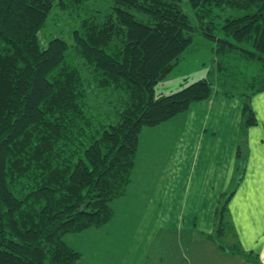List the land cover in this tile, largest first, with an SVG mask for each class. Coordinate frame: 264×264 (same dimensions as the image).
Wrapping results in <instances>:
<instances>
[{
	"label": "trees",
	"instance_id": "16d2710c",
	"mask_svg": "<svg viewBox=\"0 0 264 264\" xmlns=\"http://www.w3.org/2000/svg\"><path fill=\"white\" fill-rule=\"evenodd\" d=\"M187 1L193 18L181 0H0V264H80L64 236L111 219L141 129L212 93L206 77L155 91L195 23L213 41L218 69L239 51L258 63L250 93L264 89V0ZM55 6L74 22L72 42L53 36L41 47L37 34ZM243 116L246 132L256 122L247 103ZM221 235V249L258 264Z\"/></svg>",
	"mask_w": 264,
	"mask_h": 264
},
{
	"label": "rangeland",
	"instance_id": "374dc122",
	"mask_svg": "<svg viewBox=\"0 0 264 264\" xmlns=\"http://www.w3.org/2000/svg\"><path fill=\"white\" fill-rule=\"evenodd\" d=\"M181 6L193 18L188 1L181 0ZM74 27V22L68 13L57 6L53 7L37 34L39 45L41 47L46 46L48 40L53 36L62 37L71 43V32ZM212 43L213 41L204 36L195 23L191 42L183 50L171 71L159 81L163 83L162 88L169 91L176 90L180 85L185 86L196 78L206 77L211 83L212 95L215 90L217 91V96H213V103L208 105L206 100V102H199V104L193 103L188 108V117L182 127L185 137H190V142L187 143L182 137L177 144L169 146L167 142L165 143L169 138L170 129L168 128H165L167 130L163 135L157 136L160 143L154 145L151 142V137L146 136V141L142 140L145 132L141 133L138 154L140 153L144 157L149 156L150 163H138V165L149 168L154 178L157 177V173L158 176L167 178L166 183H161L164 199L160 201L158 195L153 196L155 198L153 202H158L162 208L170 209L172 206L171 168L179 163L181 165L182 163H191L193 155L195 163H242L244 168L242 174H245V182H248L251 176L259 175L255 167H258V171L264 175V89L250 93L252 89L249 85L251 77L258 72V63L241 60L239 51H232L221 56L224 69H218L216 66L217 56L211 49ZM240 45L252 48V44L249 42L240 43ZM257 81L258 79L256 84ZM223 90L227 93H224ZM222 92L225 94L224 97L221 96ZM246 94L250 95L247 96ZM245 103L253 109L256 122L249 125L246 132H242L240 123L244 119L243 106ZM211 128L216 130L214 135L210 134ZM142 129L147 128L143 127ZM193 150H195V154H193ZM138 157L141 156L138 155ZM197 167L199 166L197 165ZM161 171L164 174H161ZM196 171L197 177L204 176L202 166ZM147 172L142 180L149 178ZM137 181L139 182L137 183ZM134 182L136 184L133 183L130 186L125 197L117 198L111 202L114 215L110 225L113 227L117 225H119L118 227L123 225L130 227V229H125L127 239L122 238V242L119 241L120 244L118 243L114 248V255L116 254V257H119L126 264L129 261L132 264H140L142 260H148V264H167L170 254L173 253L170 248L172 243L166 245L163 242L158 245L157 238L152 241L145 234L149 230L155 232L158 226L160 229L165 228L172 221V218L164 214L156 217L149 213L140 212L142 193L138 184L141 180L135 179ZM149 186V194L155 192L156 186L153 183ZM249 186L247 184L245 187ZM196 187L202 188L203 184L197 182ZM180 189H182V185H180ZM128 202L131 206L127 204ZM127 209H132L129 215L125 212ZM106 223L103 225H107ZM103 230L104 234L108 232ZM114 231L116 232L115 229ZM217 234L221 235L218 231ZM130 235L131 237L128 239ZM67 237L65 234L66 242ZM221 237L225 238L223 234ZM85 243L83 251L88 259L80 257L79 260L82 264H95L92 260L96 256L94 253L92 256L91 245L87 240ZM105 246V251L109 252V247L106 244ZM161 249L165 253L163 260L159 258Z\"/></svg>",
	"mask_w": 264,
	"mask_h": 264
},
{
	"label": "crops",
	"instance_id": "0c3cea01",
	"mask_svg": "<svg viewBox=\"0 0 264 264\" xmlns=\"http://www.w3.org/2000/svg\"><path fill=\"white\" fill-rule=\"evenodd\" d=\"M162 84V82L157 83L155 91L158 90L156 93L173 91H165ZM180 87L182 86L180 85ZM224 93H221L222 97L225 96ZM217 94L215 90L213 95L211 93L208 98L191 102L184 111L155 126L145 127L147 128L145 130L141 129L131 181L126 193L120 196L125 197L128 194V190L135 183V179L141 180L138 184L142 193L140 212L149 213L156 217L164 214L172 218V221L165 228L160 229L158 226L155 232L149 230L145 234L152 241L157 238L158 245L163 242L166 245L172 243L170 248L173 253L170 254L168 263L166 261L167 264H252L244 255L231 253L218 246L217 212L218 207L222 204L225 205L224 221L228 224V228L225 229V240L236 242L244 250L251 251L256 256L258 264H264V175H261L258 167H255V170L259 175L255 174L249 178L248 182H245V174H242V170H244L242 163H195L193 155L191 163H182V165L179 163L171 168L172 206L168 209L162 208L158 202H153L154 195H158L160 201L164 199L161 183H166L167 178L158 176V173L157 177L154 178L149 168L138 165V163H150L149 156L144 157L142 154H138L143 131L145 135L142 140L146 141V136L151 137L153 145L160 143L157 136L163 135L167 130L165 128L170 129L169 138L165 141L169 146L177 144L182 137L189 143L190 137H185L182 127L188 117V108L193 103L199 104V102H206V100L209 105L213 103V96H217ZM159 126L165 127L160 128ZM215 133L216 130L211 128L210 134L214 135ZM193 154H195V150H193ZM197 165L204 169L203 177H197L196 169L199 168ZM146 172L149 173V178L142 180ZM161 174L164 172L161 171ZM197 182L203 184V187L198 189L196 187ZM152 183L156 189L155 192L149 194V185ZM142 184L144 186H141ZM247 184L250 186L245 187ZM180 185H182V189H180ZM127 204L131 206L129 202ZM130 206L129 208H131ZM125 212L129 215L132 209H127ZM111 219L106 223L107 225L101 227H89L79 232L67 233V243L81 252V258L88 259L83 251V245L86 244L85 240L89 241L92 256L93 253L96 256L93 260L91 259L95 264H104L105 262L107 264H126L119 257H116V254L114 255V248L119 241L122 242V238L127 239L125 229H130V227L125 225L113 227L110 225ZM103 229L108 232L104 234ZM130 237L131 235L128 236V239ZM105 244L109 247V252L105 251ZM164 257V250L161 249L159 258L163 260ZM79 262L82 264L80 260ZM127 264H132V262L129 261ZM140 264H148V260H142Z\"/></svg>",
	"mask_w": 264,
	"mask_h": 264
}]
</instances>
